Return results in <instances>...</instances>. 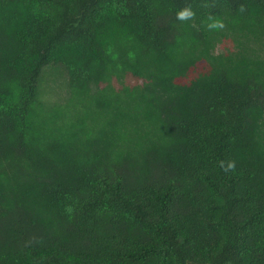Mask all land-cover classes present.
<instances>
[{"label": "trees", "instance_id": "16d2710c", "mask_svg": "<svg viewBox=\"0 0 264 264\" xmlns=\"http://www.w3.org/2000/svg\"><path fill=\"white\" fill-rule=\"evenodd\" d=\"M0 264H264V0H0Z\"/></svg>", "mask_w": 264, "mask_h": 264}, {"label": "rangeland", "instance_id": "374dc122", "mask_svg": "<svg viewBox=\"0 0 264 264\" xmlns=\"http://www.w3.org/2000/svg\"><path fill=\"white\" fill-rule=\"evenodd\" d=\"M40 97L47 104L63 102L69 93L68 76L61 65H49L45 68L39 83Z\"/></svg>", "mask_w": 264, "mask_h": 264}, {"label": "clouds", "instance_id": "9594fccd", "mask_svg": "<svg viewBox=\"0 0 264 264\" xmlns=\"http://www.w3.org/2000/svg\"><path fill=\"white\" fill-rule=\"evenodd\" d=\"M193 14L194 13H193L191 8L184 7V8L179 9L176 12V17L179 20H187L190 17H192ZM210 20H211V22L208 24V28L209 29H217V28H222L223 27L222 21H220L218 19H211V18H210ZM220 163H221V166L225 167V170L235 168V161L234 160L228 161V163L226 165L224 164L223 161H221Z\"/></svg>", "mask_w": 264, "mask_h": 264}]
</instances>
